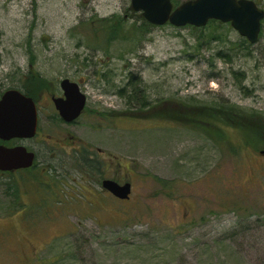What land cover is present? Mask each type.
Wrapping results in <instances>:
<instances>
[{"label": "rangeland", "instance_id": "obj_1", "mask_svg": "<svg viewBox=\"0 0 264 264\" xmlns=\"http://www.w3.org/2000/svg\"><path fill=\"white\" fill-rule=\"evenodd\" d=\"M114 14L123 33L142 23L130 0H0V95L29 90L37 74L32 96L44 106L63 78L88 99L75 143L50 111L41 135L13 140L37 166L13 176L19 206L0 174V264H264V148L229 125L215 141L181 117L226 102L264 115V18L253 44L219 21L106 43L101 19ZM81 145L105 151L130 199L103 191Z\"/></svg>", "mask_w": 264, "mask_h": 264}, {"label": "water", "instance_id": "obj_2", "mask_svg": "<svg viewBox=\"0 0 264 264\" xmlns=\"http://www.w3.org/2000/svg\"><path fill=\"white\" fill-rule=\"evenodd\" d=\"M130 8L141 13L150 24L174 27L190 25L196 28L216 20L229 23L249 43H256L261 31L264 11L254 0H186L173 6V0H130ZM65 98H53L55 108L67 121L76 119L85 106V94L70 78L60 81ZM37 114L32 97L10 88L0 96V141L29 139L35 136ZM264 153V150L261 151ZM35 155L24 145L8 146L0 143V171L8 172L32 166ZM101 187L120 200L130 199L131 182L104 179Z\"/></svg>", "mask_w": 264, "mask_h": 264}, {"label": "trees", "instance_id": "obj_3", "mask_svg": "<svg viewBox=\"0 0 264 264\" xmlns=\"http://www.w3.org/2000/svg\"><path fill=\"white\" fill-rule=\"evenodd\" d=\"M177 0H173L174 6H177ZM140 19H142L141 25L132 24V28H128L131 30H128L130 32L123 33V24L124 19L123 17L119 15H112L110 19H101L100 27L102 31L107 30L109 33L104 35L106 43H110L113 39L121 38V39H130L134 38L135 34H145L148 27H153L154 25L150 24L146 19H143L141 16V13L139 14ZM211 22H216V20H211L207 24H211ZM192 28H196L193 27ZM261 32V31H260ZM259 33V37H260ZM247 39H243L242 42L246 43ZM33 81H31V86L29 87V90L27 89V85L25 84L23 86V92L32 97L34 88L37 84H41L42 77H39L37 74H30V77ZM41 79V80H40ZM37 80V81H36ZM34 82V83H33ZM36 84V85H34ZM134 91H140V87L136 85L133 87ZM119 93L123 96L125 95L124 89H120ZM127 93V92H126ZM1 96V95H0ZM150 104L145 99H142L140 102V108H148ZM185 107L187 105H184ZM191 108L190 106H187ZM200 114L198 115L200 118L193 117L192 115L187 114L184 116H181L184 118V121L186 125L189 128H196L197 130H200L204 132L207 136H209L212 139H215V141L221 142L223 139L228 140V138L225 137L223 130L221 129L220 125H229L234 127L235 129H239L240 136L244 137L245 144L251 145L252 148L260 149L261 147L264 148V115L261 113H258L256 111H244L239 106H236L234 104L230 103H219L214 105H202V107H199ZM159 116V117H158ZM175 116V115H173ZM158 118L164 117L165 114H159L157 115ZM179 117V116H178ZM180 118V117H179ZM181 119V118H180ZM208 126L210 128H208ZM215 130V131H213ZM218 130V131H217ZM214 132V133H213ZM0 143H3L5 145H10V141H0ZM87 145V144H86ZM86 145L81 146V149L76 150V154L79 153L80 160L82 165L87 166L90 170L93 169V162L89 159V149L86 147ZM102 161L97 160L95 166L99 169L102 166ZM32 170V169H31ZM28 170V171H31ZM28 171H21V172H28ZM20 173V172H17ZM6 176H8V180L5 182L7 187V195L13 196L17 201L15 203L16 206H19L18 200L20 198V192L16 186V184L13 183V174L10 172L5 173ZM154 179L158 181L162 187H169V181L164 180L163 178H159L158 176L154 175ZM169 195V193H166ZM22 205V204H21Z\"/></svg>", "mask_w": 264, "mask_h": 264}, {"label": "flooded vegetation", "instance_id": "obj_4", "mask_svg": "<svg viewBox=\"0 0 264 264\" xmlns=\"http://www.w3.org/2000/svg\"><path fill=\"white\" fill-rule=\"evenodd\" d=\"M69 79V78H68ZM71 80V79H70ZM61 81V80H60ZM60 81H58V85H57V87H56V91H55V89L52 91V90H50V94H48V96H47V102H48V106H44V105H42L41 103H40V99L41 98H32L33 99V101H34V103H35V110H36V114H37V127H36V133H35V136L34 137H36L38 134L39 135H41V132H40V124H39V118L42 116H46V115H48L47 114V112L48 111H50L52 114H53V116H54V118H56V122L58 123V125H59V127L60 126H62V129L65 131V133L67 134V136H68V138H69V140H70V142H73V143H75L76 142V135L75 134H73L72 133V128L74 127V126H77L78 125V119L79 118H81L83 115H86L87 114V101H88V99H87V96H86V94L84 93V91H83V89L81 88V82L80 81H78V80H72V81H74V82H76L77 83V85H78V87H79V89L85 94V100H86V103H85V106L83 107V109L81 110V114L76 118V119H74V120H71V122H67V121H65L62 117H61V115H60V112H58L57 110H56V108H55V105H54V102H53V98H65V96H64V90L63 89H61V86H60ZM80 82V83H79ZM49 90V89H48ZM52 91V92H51ZM41 93L42 92H40L39 93V97L41 96ZM95 113V111H92V114H94ZM34 137H32V138H34ZM44 137L45 138H43V139H46V138H49V135H46V134H44ZM50 138H51V136H50ZM29 139H31V138H29ZM13 140H17V139H11V140H9L10 141V145H8V146H14V145H17V144H19V143H15V144H12V142H13ZM18 140H21V139H18ZM21 145H23V144H21ZM25 146V145H24ZM59 146V145H58ZM81 146H84V145H81ZM28 150H30V151H32L33 153H34V155H35V160H36V156H37V153H36V151H34L32 148H30V147H27V146H25ZM62 147H66V146H62ZM90 153H89V159L93 162V169H92V171H93V174H94V176L95 177H97V182L100 184V187H101V182L104 180V179H107V178H112V179H114L112 176H109L106 172V170L108 169V166H107V161H108V158L109 157H106L107 156V154L105 153V151L102 149V148H100V147H95V149H91L90 151H89ZM35 160H34V162H33V164H32V166H30V167H28V168H24V169H18V170H13V171H8V172H10V173H12L13 174V176L15 177V174L17 173V172H21V171H28V170H31V169H33L35 166H37V164L35 163ZM97 160H101L102 161V164H103V166H104V170H103V167H101V168H97L96 166H95V164H96V161ZM104 172V173H103ZM6 172H2V171H0V174H5ZM114 180H116V179H114ZM117 181V180H116ZM117 182H120L119 180L117 181ZM125 182V181H124ZM120 183H123V182H120ZM131 187H132V185H131ZM102 188V187H101ZM103 189V191L107 194V193H109L110 195H112L108 190H105L104 188H102ZM132 189H133V187H132ZM15 203V202H14Z\"/></svg>", "mask_w": 264, "mask_h": 264}]
</instances>
